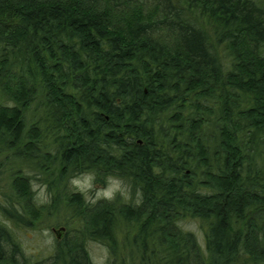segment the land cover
<instances>
[{
	"label": "trees",
	"instance_id": "1",
	"mask_svg": "<svg viewBox=\"0 0 264 264\" xmlns=\"http://www.w3.org/2000/svg\"><path fill=\"white\" fill-rule=\"evenodd\" d=\"M0 99L12 228L46 206L110 264H264V0H0ZM87 171L140 202L64 204ZM66 240L49 264H92ZM17 251L0 227V264Z\"/></svg>",
	"mask_w": 264,
	"mask_h": 264
},
{
	"label": "rangeland",
	"instance_id": "2",
	"mask_svg": "<svg viewBox=\"0 0 264 264\" xmlns=\"http://www.w3.org/2000/svg\"><path fill=\"white\" fill-rule=\"evenodd\" d=\"M70 180L68 183L65 184V186L67 187H65V190L63 192L61 189L57 191V192H61L63 197L62 202L64 204L66 199L70 200L71 194L80 193L78 190L73 188V186H71ZM37 182L41 183L42 181L41 182L37 181ZM94 184H95V188L89 193V196L91 198L95 197L96 190L106 187V183L104 185H101V184H97L94 181ZM62 186L64 185L61 184V187ZM29 190L32 191L30 184H29ZM33 193H34V200L37 204L33 208L36 210L38 206L42 205L43 203H38L35 199L36 194L35 192ZM47 196L49 197L48 193ZM83 198L85 202L88 204H95L97 203V201L102 200L99 199L95 203H92L90 199L86 201L84 195ZM130 199H133L131 192H130V198H125L120 196L118 203L119 204H121L122 202L129 203ZM60 212L61 213L57 212L55 214V212L48 211L45 206L39 213L35 214V217L38 215L37 220H34L31 226L26 223L27 221L25 218V214H23V218H22L23 223H20L19 224L20 226H15L14 228H12L11 221H8L7 229L9 233H11L15 244H17V250H18L17 252L22 253V258H21L22 263L25 260L27 264H32L35 261H39V264H49L51 260L54 261L55 260L54 256L56 253L55 247H57V244L59 243L55 238V234L52 232V228H58L59 226H64L66 228L65 237L68 240L67 245L68 246L70 245L71 246L70 250H72V252L69 253V255L78 256V258L80 257V255H82L83 257H85L87 261H89L92 264H110L111 263L110 252L106 240L104 238L99 240H94L98 238H93L91 240L90 237L83 238L78 230L79 228V225L77 223L78 221L76 222L73 219H71L70 215H64L65 213L62 214L64 211L60 210ZM103 221H104V217L102 215L100 217L97 216L91 217L88 219L87 227L94 228ZM182 225L185 229L195 232L199 240H201L202 233L201 230L199 229L198 223H196L195 221H191V222H185ZM76 237L77 239H75ZM1 247L3 248L4 251L5 250L7 251V249L11 250V245L6 244L4 242L1 244ZM73 250H80L81 254L78 251L74 252Z\"/></svg>",
	"mask_w": 264,
	"mask_h": 264
},
{
	"label": "clouds",
	"instance_id": "3",
	"mask_svg": "<svg viewBox=\"0 0 264 264\" xmlns=\"http://www.w3.org/2000/svg\"><path fill=\"white\" fill-rule=\"evenodd\" d=\"M96 176L94 173H85L80 176L73 177L70 180L71 186L78 190L81 194L85 196L86 201L89 199L92 203H95L99 199H105L112 201L117 195L125 198H130V189L128 185L120 178H115L113 176L106 177V187L98 189L95 191V197L91 198L89 193L95 188L94 181ZM30 187L33 192H35V199L38 203H50V198L47 196V185H41L35 180L30 181ZM139 192L137 193L136 203L140 202Z\"/></svg>",
	"mask_w": 264,
	"mask_h": 264
},
{
	"label": "flooded vegetation",
	"instance_id": "4",
	"mask_svg": "<svg viewBox=\"0 0 264 264\" xmlns=\"http://www.w3.org/2000/svg\"><path fill=\"white\" fill-rule=\"evenodd\" d=\"M5 159V158H4ZM22 167V165H20ZM1 170V168H0ZM4 172L0 173V182L2 181V183H0V227H4V228H8V219H7V214H8V206H7V201L4 197L7 196L8 194V191H9V187H8V184L9 182L6 181L4 182L3 179L9 177V170H5L3 169ZM21 171V172H20ZM15 172V171H14ZM19 174H17V177L20 179V180H24V169L22 170L21 168L19 169V171L17 172ZM86 173H94V172H90V171H87ZM21 174V175H20ZM15 175V174H14ZM2 176V177H1ZM115 177V176H113ZM40 178V176H38V179ZM100 178V176H99ZM115 178H120V177H115ZM102 179L104 180V177H102ZM122 179V178H120ZM126 185H128L129 187V183H127V180H124L122 179ZM97 184H101V185H104L105 183H102V182H98V181H95ZM5 194V195H4ZM120 196V195H119ZM133 199H130L132 205L134 207H136L138 204L136 203V200H137V193L134 195V197H132ZM104 199L100 200V201H103ZM34 201V204H36L35 200ZM98 202V201H97ZM128 205L131 206V204L129 203H126ZM19 211L20 208H18ZM52 232L55 234V238L57 241H61L63 239L66 240V228L64 226H59L58 228H52ZM5 238V237H4ZM81 254V253H80ZM73 257V256H72ZM78 257V256H77ZM82 260H86L85 257H83L82 255H80V257Z\"/></svg>",
	"mask_w": 264,
	"mask_h": 264
}]
</instances>
